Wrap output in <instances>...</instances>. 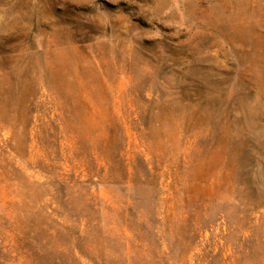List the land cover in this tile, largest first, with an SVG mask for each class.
Masks as SVG:
<instances>
[{
  "label": "rangeland",
  "instance_id": "rangeland-1",
  "mask_svg": "<svg viewBox=\"0 0 264 264\" xmlns=\"http://www.w3.org/2000/svg\"><path fill=\"white\" fill-rule=\"evenodd\" d=\"M22 217L60 264H264V0H0V264H56Z\"/></svg>",
  "mask_w": 264,
  "mask_h": 264
},
{
  "label": "trees",
  "instance_id": "trees-1",
  "mask_svg": "<svg viewBox=\"0 0 264 264\" xmlns=\"http://www.w3.org/2000/svg\"><path fill=\"white\" fill-rule=\"evenodd\" d=\"M62 199V195L59 193H56V195L53 197V202L56 204V208L52 209V215L55 218L51 221L54 223L58 222L59 211L64 208L62 205ZM128 211H130L129 208ZM27 220V217H22V221L18 223L16 230L17 233L15 232V235L17 234L16 239L19 243V247L16 251H22L23 253L29 255L32 259L34 258L33 262H53L56 264L62 263L63 253L65 250L63 247L56 248V250L53 249L52 246L54 242V235L52 232H50L51 230H44L43 228H46L45 225H41V230L43 233H37L38 225L36 224V221L33 219L30 221ZM77 234L79 233H74V235ZM77 243L72 240L69 241L70 246L68 249L71 251L72 259L78 262H80L82 259H85L93 262L94 264L95 262L97 263L96 259L90 257V253H88V251H86L87 253H84ZM52 253H55V255H52Z\"/></svg>",
  "mask_w": 264,
  "mask_h": 264
}]
</instances>
